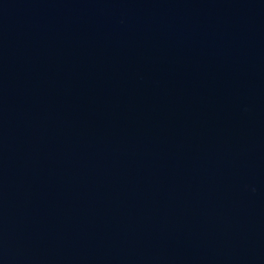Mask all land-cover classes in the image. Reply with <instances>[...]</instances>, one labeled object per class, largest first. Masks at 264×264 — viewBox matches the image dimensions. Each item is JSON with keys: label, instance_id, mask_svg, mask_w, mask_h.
I'll list each match as a JSON object with an SVG mask.
<instances>
[{"label": "water", "instance_id": "water-1", "mask_svg": "<svg viewBox=\"0 0 264 264\" xmlns=\"http://www.w3.org/2000/svg\"><path fill=\"white\" fill-rule=\"evenodd\" d=\"M0 264H264V0H0Z\"/></svg>", "mask_w": 264, "mask_h": 264}]
</instances>
